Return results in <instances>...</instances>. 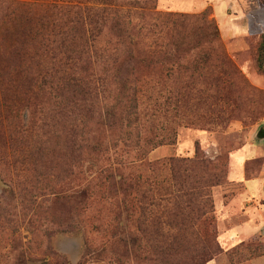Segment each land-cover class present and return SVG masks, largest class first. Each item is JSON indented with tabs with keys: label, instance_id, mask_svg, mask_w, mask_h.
<instances>
[{
	"label": "trees",
	"instance_id": "obj_1",
	"mask_svg": "<svg viewBox=\"0 0 264 264\" xmlns=\"http://www.w3.org/2000/svg\"><path fill=\"white\" fill-rule=\"evenodd\" d=\"M209 15L162 12L157 0H0V178L10 197L0 194V238L12 231L2 264H54L50 235L73 232L96 198L114 208L101 218L109 238L92 247L83 233L81 260L118 246L115 261L206 264L220 251L211 188L225 183V154L147 158L175 142L177 123L208 130L264 117V91ZM246 16L252 32L264 0ZM254 66L264 74V29ZM257 252L240 246L227 258Z\"/></svg>",
	"mask_w": 264,
	"mask_h": 264
},
{
	"label": "rangeland",
	"instance_id": "obj_2",
	"mask_svg": "<svg viewBox=\"0 0 264 264\" xmlns=\"http://www.w3.org/2000/svg\"><path fill=\"white\" fill-rule=\"evenodd\" d=\"M53 1L66 2L73 0ZM209 1L207 0V2ZM231 2L238 5V3L244 4L245 0H232ZM227 3L226 0H213L218 21L222 26H224V23L225 25L229 23L227 11L229 3ZM157 9L162 12L189 14H197L209 9V18H213L210 5L205 9L197 7L190 12H181L167 10L163 5H159V0H157ZM254 11L258 12V8ZM213 19L215 20V18ZM253 21V19H250V23ZM245 24L249 29L247 16ZM251 29L252 32L248 31V35L234 40L231 47L227 45L222 36L221 39L228 55L248 81L264 91V74L258 72L254 66L257 35L260 30L264 29V20L255 22ZM200 113L210 116L206 111L201 110ZM176 122H178L177 118ZM263 123L264 117L253 123L232 120L225 127L208 130L184 124L178 125L177 123L175 126V142L159 146L147 155L148 160H162L170 156L193 157L198 152L215 162L219 155L225 154L227 170L225 183L211 188V198L214 206L211 216L220 251L216 254L215 252L209 253L207 255L209 260L206 264H229L227 253L240 246L255 247L258 252L238 264H249L250 261H252V264H264V141L254 143L253 139L255 130ZM246 144H249L248 147L243 148ZM243 157L246 160L241 165ZM0 194L7 199L10 198L7 186L1 178ZM113 209L112 206L102 208L96 198L90 205L89 211L86 212L83 223L75 225L73 232H59L50 235V246L54 257L49 259L54 264H79L80 261L81 264H109V262H111L110 264H130V260L127 259L114 260L120 255L121 247L118 246L110 247L112 252L109 255L106 254V256L99 254L98 250L92 249L93 251L91 250L90 254L81 260L83 233L92 241V247L105 243L109 236L104 231L103 226L105 224H103L104 221H101V218L109 211L112 213ZM55 211L58 213L63 211L65 219L69 217V207L65 203L55 205ZM11 232H5L2 235L3 237L0 238V264L6 259V250L10 245L8 238ZM17 234L25 235L26 232L20 228L15 233V235Z\"/></svg>",
	"mask_w": 264,
	"mask_h": 264
},
{
	"label": "crops",
	"instance_id": "obj_3",
	"mask_svg": "<svg viewBox=\"0 0 264 264\" xmlns=\"http://www.w3.org/2000/svg\"><path fill=\"white\" fill-rule=\"evenodd\" d=\"M231 1L232 0H226V2L229 3V5H227L229 23L227 25L224 23V26H222L218 21L216 12L217 10L213 4V0H210L209 2H207V0H159V5H163V7H165L167 10L181 12H190L197 7L205 9L208 7V5H210L212 9L211 16L217 21L219 32L221 33L222 38H224L227 45L231 47L234 43V40L248 35V28L245 24L246 15L247 13L258 8L257 0H245L244 4L238 3V5L232 3ZM253 139L254 143H261L264 141V123L255 130ZM248 145L249 144H246L243 148L248 147ZM245 160L246 159L243 157L240 164L243 165ZM249 264H252V261H250Z\"/></svg>",
	"mask_w": 264,
	"mask_h": 264
}]
</instances>
